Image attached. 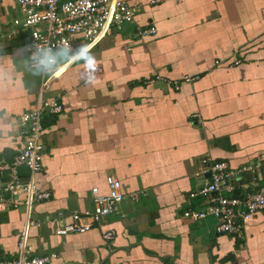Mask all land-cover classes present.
I'll use <instances>...</instances> for the list:
<instances>
[{"label": "crops", "instance_id": "obj_1", "mask_svg": "<svg viewBox=\"0 0 264 264\" xmlns=\"http://www.w3.org/2000/svg\"><path fill=\"white\" fill-rule=\"evenodd\" d=\"M125 1L136 10L133 23L43 87L63 108L42 117V170L34 180L50 198L28 215L23 196L15 206L2 194L0 260L18 258L29 217L37 224L27 230L28 256L55 254L47 264H264V215L240 237L218 234L212 217L184 216L203 208L194 195L209 178L203 161L235 169L264 154V0ZM19 17L16 0H0L2 165L21 150L19 117L35 107L43 83L27 64L26 34L9 38ZM150 27L153 35L137 34ZM260 171L264 180V163ZM8 175L0 170V193ZM18 176L25 181L29 172ZM108 176L138 200L125 199L87 233L54 236L45 218L91 210V189L105 194ZM249 180L244 174L235 193ZM105 232H113L111 241Z\"/></svg>", "mask_w": 264, "mask_h": 264}, {"label": "built area", "instance_id": "obj_2", "mask_svg": "<svg viewBox=\"0 0 264 264\" xmlns=\"http://www.w3.org/2000/svg\"><path fill=\"white\" fill-rule=\"evenodd\" d=\"M156 2L158 0L152 1ZM16 5L20 17L13 20L9 38L26 34L27 41L23 50L27 64L30 69L41 72L43 83L35 107L19 117L21 126L25 127V141L20 152L12 163L0 164V170L9 173L8 180L2 187L0 200L2 194H7L9 201L16 206V198L23 196V204L29 215L32 204L50 198L49 192L38 190L34 180L35 175L42 170V117L44 114L58 115L63 110L56 100L44 97V85L56 71L78 60L86 50L97 45L111 31H120L131 25L136 10L125 0H16ZM154 33V27L137 31L140 37ZM78 38H81L82 48L72 55L78 45ZM239 63V60L234 62L236 65ZM184 80L191 82L193 79L185 77ZM175 87L177 88L176 84ZM263 163L264 154L235 169L224 161H203L201 174L206 173L209 178L194 194L203 198V208L201 211H187L184 216L193 220L212 217L216 221L215 231L218 234L240 237L243 228L255 215H264V180L260 171ZM19 166H26L29 170L25 181L18 176L16 169ZM244 174H249L250 180L241 188L242 194H236V182H240ZM106 180L105 194H100L97 188L91 189V210L73 212L68 216L59 214L53 219L45 218L52 225L54 236L62 238L87 233L95 226H100L104 218L116 213L125 199L138 200L136 193L124 194L120 181L115 177L108 176ZM36 224L27 217L20 232L18 258L13 261L0 260V264H47L56 257L55 254L28 256L29 249L25 242L27 230ZM113 236V232L103 234L106 241H111Z\"/></svg>", "mask_w": 264, "mask_h": 264}, {"label": "water", "instance_id": "obj_3", "mask_svg": "<svg viewBox=\"0 0 264 264\" xmlns=\"http://www.w3.org/2000/svg\"><path fill=\"white\" fill-rule=\"evenodd\" d=\"M16 171L18 174H21V175L22 174H28V172H29L26 166H19V167H17Z\"/></svg>", "mask_w": 264, "mask_h": 264}]
</instances>
